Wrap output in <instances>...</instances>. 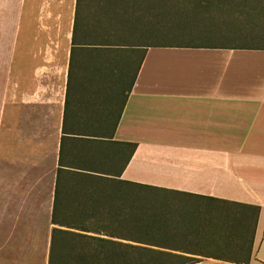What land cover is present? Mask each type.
<instances>
[{
  "label": "crops",
  "instance_id": "1",
  "mask_svg": "<svg viewBox=\"0 0 264 264\" xmlns=\"http://www.w3.org/2000/svg\"><path fill=\"white\" fill-rule=\"evenodd\" d=\"M161 3L0 0V264H49L53 229L68 230L55 205L60 225L81 223L66 212L82 207L84 177L100 184L106 226L117 197L125 211L133 189H156L175 226L156 249L196 264H247L259 209L249 264H264V46L73 43L75 28H165ZM203 16L167 26L264 28L237 11ZM231 213L246 218L227 237L238 260L195 252L196 228L211 250ZM104 231L88 235L131 244Z\"/></svg>",
  "mask_w": 264,
  "mask_h": 264
},
{
  "label": "trees",
  "instance_id": "2",
  "mask_svg": "<svg viewBox=\"0 0 264 264\" xmlns=\"http://www.w3.org/2000/svg\"><path fill=\"white\" fill-rule=\"evenodd\" d=\"M167 1L168 0H163V4ZM186 1L191 4L194 3V7L196 8L202 6L203 13L207 8V13H210L213 17H217L216 14L219 15V12L232 14L233 11H237L238 13L243 14L247 20L264 21V0H245L242 2L235 0H202V4L200 3V0ZM237 6L238 9H232ZM163 8L161 15L165 21V28H172L167 26L173 21L172 17L169 16L170 13L167 11V8ZM203 13L197 15L196 18L202 17ZM180 15L187 14L181 11L179 16ZM125 32L126 31L123 28H75L73 43L75 46L78 42L89 43L91 45H96L97 43V45L104 46H139L140 43H125L124 41H120ZM128 32L131 33L134 31ZM141 44L155 45L157 43L144 42ZM102 54V50L94 48L90 49L87 55L89 57H97ZM132 147L134 151L136 145H132ZM125 184L135 186V184L131 183ZM73 195L75 194L73 193ZM77 195L78 198L83 199L82 207H79L77 210L75 208L68 209L66 216L69 220H75L76 217L81 218L82 222L79 224L69 223L60 225L58 223V216L61 213L58 205H55L53 224L66 227L68 230H61L59 228L53 229L49 264H196L201 261L199 258L178 257L171 254H164L156 249V247H158V237H162L163 233L170 237L168 233L175 227L171 224V219L169 218L170 215L167 214L166 210L169 209L167 206H164L161 199L157 197L156 189L148 187L146 193H139V191L133 189L130 194L131 198L129 203L126 201L125 211L123 209L122 201L117 197L119 202L117 200L116 205L113 209L111 208L109 212V217L115 218L116 225L111 224L108 226L101 224L99 221L100 217L102 218L105 216L102 212L103 210L93 208V204L97 202H100L101 204L102 201L103 194L100 184L94 183L89 177H84L81 190L80 188L78 189ZM252 212L254 219L251 230L252 237L248 247L247 264H249L251 259V247L253 244L259 209H253ZM235 214L231 213L230 220L232 224L228 227V235L219 233L217 230L214 231L212 236H216L217 239L213 238V241L211 242V250L207 248V235L204 234L207 232V228H205L206 231L204 228L203 230H197L196 228V233L200 240L198 239L196 242L195 252L206 255L207 253L214 252L217 254H223L222 256H219L221 258L224 257L238 260V258L232 253L230 255L233 256V258L226 256L228 253L226 249L228 243L227 237L237 238L243 235V224L246 221V218L243 215ZM92 218H96L94 223L91 222ZM125 218L126 224L123 225V219ZM106 229L110 231L112 237H125L131 241V244H123L122 242L88 235V233L101 234V232H105L104 230ZM243 243H248L247 238H245V242ZM239 247L243 249L244 245H242V243L239 244V240H235V248L237 249Z\"/></svg>",
  "mask_w": 264,
  "mask_h": 264
},
{
  "label": "rangeland",
  "instance_id": "3",
  "mask_svg": "<svg viewBox=\"0 0 264 264\" xmlns=\"http://www.w3.org/2000/svg\"><path fill=\"white\" fill-rule=\"evenodd\" d=\"M202 4V0H200ZM161 6L166 7L174 20L179 21L181 11L185 12L190 21L203 24L202 6L194 7L186 0H168ZM162 7V9H164ZM179 10V11H178ZM181 10V11H180ZM204 14V13H203ZM194 19V20H193ZM125 33L120 41L125 43H157V44H220L264 46V28H123ZM139 30V31H138ZM128 31H134L129 33Z\"/></svg>",
  "mask_w": 264,
  "mask_h": 264
}]
</instances>
